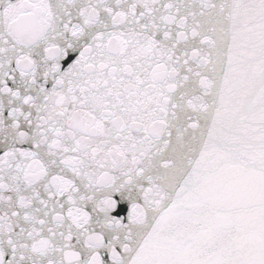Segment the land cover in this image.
<instances>
[{"label": "snow or ice", "instance_id": "1", "mask_svg": "<svg viewBox=\"0 0 264 264\" xmlns=\"http://www.w3.org/2000/svg\"><path fill=\"white\" fill-rule=\"evenodd\" d=\"M0 264H264V0H0Z\"/></svg>", "mask_w": 264, "mask_h": 264}]
</instances>
